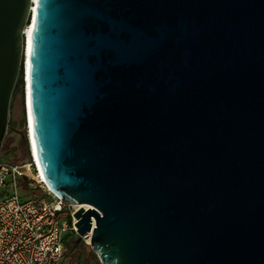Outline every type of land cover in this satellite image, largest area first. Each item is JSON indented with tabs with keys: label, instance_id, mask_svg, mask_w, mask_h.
<instances>
[{
	"label": "water",
	"instance_id": "95a60500",
	"mask_svg": "<svg viewBox=\"0 0 264 264\" xmlns=\"http://www.w3.org/2000/svg\"><path fill=\"white\" fill-rule=\"evenodd\" d=\"M30 22L29 144L78 243L264 264V0H0V148Z\"/></svg>",
	"mask_w": 264,
	"mask_h": 264
},
{
	"label": "built area",
	"instance_id": "2783aa9c",
	"mask_svg": "<svg viewBox=\"0 0 264 264\" xmlns=\"http://www.w3.org/2000/svg\"><path fill=\"white\" fill-rule=\"evenodd\" d=\"M22 178L35 182L44 196L23 200L18 186ZM0 189L5 190L0 199V264H61L65 235L78 234L73 221L77 205L63 202L49 189L31 145L26 163H0Z\"/></svg>",
	"mask_w": 264,
	"mask_h": 264
},
{
	"label": "rangeland",
	"instance_id": "374dc122",
	"mask_svg": "<svg viewBox=\"0 0 264 264\" xmlns=\"http://www.w3.org/2000/svg\"><path fill=\"white\" fill-rule=\"evenodd\" d=\"M24 80V76H23ZM26 91L25 82L23 88H18L15 90L9 116V129L7 132L8 138L0 151V163L7 164H24L29 159L30 145L28 139V124H27V110H26ZM26 139L28 144L26 143ZM11 180V177L9 178ZM22 184L28 186L31 190H36L35 182L27 178L21 179ZM20 193H23V188L20 183H18ZM41 195L40 192H37ZM5 195V190L0 189V199ZM79 235L75 232H69L64 237V243L67 246H72L76 243V251L78 256H84L85 261L88 264H101L98 256L93 252L86 238L82 239L78 243ZM61 264H68L66 260H62Z\"/></svg>",
	"mask_w": 264,
	"mask_h": 264
},
{
	"label": "trees",
	"instance_id": "16d2710c",
	"mask_svg": "<svg viewBox=\"0 0 264 264\" xmlns=\"http://www.w3.org/2000/svg\"><path fill=\"white\" fill-rule=\"evenodd\" d=\"M23 76H24V72L22 69V74H21V77H20V80L18 82L16 89L23 88V86H24ZM19 183L21 184V186L23 188V193H20L23 200L32 199V198L41 199L44 196L43 190H41V189H37V191L31 190L28 186H25L22 184L21 179H20ZM37 192H40L41 195H38ZM76 248H77L76 243L73 244L72 246H69V248L65 254L64 260H66L68 264H88L85 261L84 256H78L77 255V251H76L77 249Z\"/></svg>",
	"mask_w": 264,
	"mask_h": 264
},
{
	"label": "bare ground",
	"instance_id": "6f19581e",
	"mask_svg": "<svg viewBox=\"0 0 264 264\" xmlns=\"http://www.w3.org/2000/svg\"><path fill=\"white\" fill-rule=\"evenodd\" d=\"M31 34H32V25H31V22H30L29 25H28V27H27V29H26V34H25L26 36H25L24 65H23L24 66L23 67V72H24V79H25L24 80V82H25V91H26L25 96L27 95V92L29 91V87L27 88V86H28V82H29L28 81V75H29V60H30ZM26 99H27V96H26ZM30 117H29V111H28V113H27V124H28V130H30V131H28V134H30V136L28 135V139L31 138V136H32V134H31V118ZM31 146H32V151L34 152V155L36 157V162L38 164L37 154H36V148H35V145L33 143V139H32ZM38 166H39V164H38ZM41 175H42V172H41ZM42 178L44 180L43 175H42Z\"/></svg>",
	"mask_w": 264,
	"mask_h": 264
},
{
	"label": "flooded vegetation",
	"instance_id": "af4514ba",
	"mask_svg": "<svg viewBox=\"0 0 264 264\" xmlns=\"http://www.w3.org/2000/svg\"><path fill=\"white\" fill-rule=\"evenodd\" d=\"M7 138H8V135L5 136V139H4L3 143H2V146H1V148H0V151H1V149L3 148V146L5 145V143H6V141H7Z\"/></svg>",
	"mask_w": 264,
	"mask_h": 264
}]
</instances>
